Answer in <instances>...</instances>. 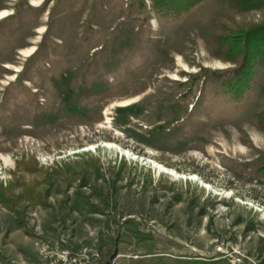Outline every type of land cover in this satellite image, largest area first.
Wrapping results in <instances>:
<instances>
[{"label": "rangeland", "instance_id": "1", "mask_svg": "<svg viewBox=\"0 0 264 264\" xmlns=\"http://www.w3.org/2000/svg\"><path fill=\"white\" fill-rule=\"evenodd\" d=\"M227 0H0V264H264V70L239 99L213 35L264 22ZM58 171L50 178L45 172ZM15 200V199H14ZM29 202V203H28Z\"/></svg>", "mask_w": 264, "mask_h": 264}, {"label": "trees", "instance_id": "2", "mask_svg": "<svg viewBox=\"0 0 264 264\" xmlns=\"http://www.w3.org/2000/svg\"><path fill=\"white\" fill-rule=\"evenodd\" d=\"M204 0H151L155 12L164 20L176 19L190 11ZM228 14L226 19L230 21L236 14L251 11H264V0H227ZM226 35L221 36L216 32L212 39L215 40L213 50L225 52V60L237 63L235 67L224 71L226 76L220 85L222 92L239 99L248 87L256 68L264 70V22L253 23L248 26H236ZM219 52V53H221ZM218 53V52H216ZM218 53V55H219ZM256 125L264 129V110L254 114ZM257 173L264 178V162L256 169ZM55 169L45 172L44 178H50L57 173ZM31 188H25L12 198L6 197L5 189L0 188V204L10 211H16L17 202L22 198L33 200L29 202H40L41 198L34 197ZM28 202V203H29ZM131 264H229L224 260L203 261L199 259L182 258H159L155 262L140 258Z\"/></svg>", "mask_w": 264, "mask_h": 264}, {"label": "built area", "instance_id": "3", "mask_svg": "<svg viewBox=\"0 0 264 264\" xmlns=\"http://www.w3.org/2000/svg\"><path fill=\"white\" fill-rule=\"evenodd\" d=\"M55 258L51 264H86L89 257L97 256L95 249L92 247H83L77 253H72L70 249H55Z\"/></svg>", "mask_w": 264, "mask_h": 264}]
</instances>
